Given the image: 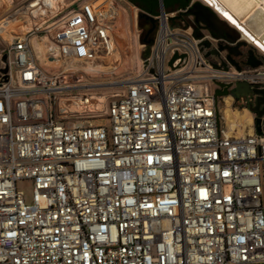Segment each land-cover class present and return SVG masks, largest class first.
<instances>
[{
    "label": "built area",
    "instance_id": "1",
    "mask_svg": "<svg viewBox=\"0 0 264 264\" xmlns=\"http://www.w3.org/2000/svg\"><path fill=\"white\" fill-rule=\"evenodd\" d=\"M30 5L0 51V264H264V123L232 126L213 93L264 71L212 67L189 6L159 0L141 71L106 99L77 66L104 63L125 10Z\"/></svg>",
    "mask_w": 264,
    "mask_h": 264
},
{
    "label": "rangeland",
    "instance_id": "2",
    "mask_svg": "<svg viewBox=\"0 0 264 264\" xmlns=\"http://www.w3.org/2000/svg\"><path fill=\"white\" fill-rule=\"evenodd\" d=\"M35 1L37 0H0V51L5 43L14 36L26 33L34 25L33 18L27 17V9ZM115 1L125 10V15L115 31L113 48L110 54L104 58L103 64L94 63L91 67H87L84 64H78L77 66V68H80L78 74L81 73L82 75L81 83L93 86L92 94L104 95L106 99H109L113 93L123 92L122 82L125 79L134 77L141 71L142 55L145 49V44L139 40V28L134 23V18L137 17L138 13L137 9L125 0ZM60 2L61 0H56L53 3L54 9L58 7ZM63 2L62 7L64 10L61 15L64 16L69 10V8L66 9L68 5H76L81 0H63ZM35 36L32 35L36 59L43 66L42 56L39 55V49L36 44L38 43V38ZM259 71H264V68H259ZM231 109L237 113L243 112L248 117L250 124L242 126L243 130L248 132L255 115L248 109L241 108L237 103H234ZM229 113L230 111H228L227 117ZM19 186L22 187V185ZM24 186L26 187V185ZM27 191L29 192V190Z\"/></svg>",
    "mask_w": 264,
    "mask_h": 264
},
{
    "label": "flooded vegetation",
    "instance_id": "3",
    "mask_svg": "<svg viewBox=\"0 0 264 264\" xmlns=\"http://www.w3.org/2000/svg\"><path fill=\"white\" fill-rule=\"evenodd\" d=\"M132 6L137 9V20L136 24L139 28L140 35L139 40L142 43H152L155 36V24L151 23L147 19V15L142 10L152 9V3L150 0H125ZM188 1L186 6L179 9H184L189 6V10L196 6H206L203 0H165L166 7L169 9H176L178 5ZM210 8V7H209ZM175 11V10H172ZM214 19L208 20V23L196 20V17L192 16V22L190 24L193 27L195 34L209 33L214 39L215 44L213 47L205 52V57L208 60V63L218 70H224V67L227 69L225 71L235 69L236 67L242 70H254L261 67H264V53L258 50V48L253 45L251 42L246 41L240 34V32L229 25L223 18L214 11ZM180 18H187L188 14L179 15ZM221 49V50H220ZM262 54V55H261ZM231 84L230 87L226 89L227 94L221 95L215 98L216 103L220 108H227L226 114L228 111L232 110L231 107L234 103H237L241 108L246 109H256V111L264 110V104H261V95L249 92L247 94H238L235 91L236 84L228 82ZM217 86H215V89ZM251 90H264L262 87H250ZM223 91V90H222ZM259 100V101H258ZM259 104H257L258 102ZM256 115V112L253 113ZM262 123H264V117H262Z\"/></svg>",
    "mask_w": 264,
    "mask_h": 264
},
{
    "label": "bare ground",
    "instance_id": "4",
    "mask_svg": "<svg viewBox=\"0 0 264 264\" xmlns=\"http://www.w3.org/2000/svg\"><path fill=\"white\" fill-rule=\"evenodd\" d=\"M55 1L56 0H37L32 5H30V7H37L32 9L31 12L36 14V12L41 8L39 6L41 4L52 12L53 10L61 7L63 4V0H61L60 4H58V7L54 9L53 3ZM203 1L213 11L218 13L223 18V20L235 27L240 32L242 37L246 39V41L251 42L258 48L259 51L264 53V0ZM39 18L40 17H37V20H39ZM230 112L233 113H229L228 115L229 120L232 119V126L238 127V122H242V117L239 115L240 113L234 112L232 110Z\"/></svg>",
    "mask_w": 264,
    "mask_h": 264
},
{
    "label": "water",
    "instance_id": "5",
    "mask_svg": "<svg viewBox=\"0 0 264 264\" xmlns=\"http://www.w3.org/2000/svg\"><path fill=\"white\" fill-rule=\"evenodd\" d=\"M161 2H162V0H161ZM188 14L191 15V16L196 17V20L202 21V22H204V23L207 24L208 23V20H213L214 19V14L215 13L209 7L199 6L198 5V6H196V9L194 7L191 10H189L188 11ZM144 44H145V49H144L143 55H142V59L143 60L149 56V53H150V44L151 43H144ZM200 46H201V49H203V48L209 47V44L206 43V42H203V43L200 44ZM176 58H177L176 55H174L171 58V60L169 62V65L170 66H171V64L173 63V61ZM6 60H7V55L6 54H2V56L0 58V62H2V63L5 64V67L4 68H1L0 67V71L2 73H6L7 70H8L7 65H6ZM226 69L227 68L224 67V70H226ZM236 70L237 71H240V68L236 67ZM214 84L217 86V88L214 89V91H213L215 98H217V97H219L221 95H226L227 94L226 89L231 86L230 83H224V82H215ZM235 86H236L235 91L238 94H247L249 92H253L255 94L261 95V98H259V99L261 100V104H264V90H262V89L261 90H251V89H249L251 86L249 84H247V83H244V82H238ZM257 104H259V102ZM248 110L251 113L256 112V115L253 118V121H251V124H253V122H254V127H255L256 133L257 134H261L260 124H261L262 117H264V110H261V111H256V109H248Z\"/></svg>",
    "mask_w": 264,
    "mask_h": 264
},
{
    "label": "trees",
    "instance_id": "6",
    "mask_svg": "<svg viewBox=\"0 0 264 264\" xmlns=\"http://www.w3.org/2000/svg\"><path fill=\"white\" fill-rule=\"evenodd\" d=\"M151 3H152V9H145L143 8L142 10L145 12L146 15H149V16H155L157 13H158V10H159V0H150ZM188 1H184L183 3H181L180 5H178L176 7V9H169L166 7V4H165V0H162V6L164 8L165 11H172V10H177L178 8H183L184 6H186Z\"/></svg>",
    "mask_w": 264,
    "mask_h": 264
},
{
    "label": "crops",
    "instance_id": "7",
    "mask_svg": "<svg viewBox=\"0 0 264 264\" xmlns=\"http://www.w3.org/2000/svg\"><path fill=\"white\" fill-rule=\"evenodd\" d=\"M35 43H36V42H35ZM36 44H38V43H36ZM37 46H38V45H37ZM38 49H39V46H38ZM38 53H39V55L41 56V50H40V49H39V52H38ZM230 113H231V112H230ZM239 115L242 117V122H238L240 126H244V125H246V124H247V125L250 124V123H249L250 120H249L248 117L245 115V113L242 112V113H240ZM231 121H232V119L229 120L230 124L232 125L233 123H231ZM246 121H247V122H246ZM234 122H236V121H234ZM234 127H236V126H234Z\"/></svg>",
    "mask_w": 264,
    "mask_h": 264
}]
</instances>
